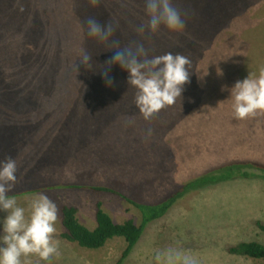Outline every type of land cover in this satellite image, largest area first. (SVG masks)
Here are the masks:
<instances>
[{"label": "rangeland", "instance_id": "374dc122", "mask_svg": "<svg viewBox=\"0 0 264 264\" xmlns=\"http://www.w3.org/2000/svg\"><path fill=\"white\" fill-rule=\"evenodd\" d=\"M181 32L139 33L144 0H0V161L16 160L8 194L30 214L44 193L58 208V254L22 264H118L117 237L90 250L63 238V206L95 228L98 203L117 223L141 224L130 200L155 204L185 182L230 161L264 165V111L243 120L233 113L236 81L264 68V0H173ZM95 18L113 26L100 41L87 34ZM140 43L148 56L171 52L190 60L181 97L145 120L136 89L116 47ZM91 57L85 67L81 52ZM107 72L113 81H104ZM151 129L149 136L148 130ZM112 189L116 193L95 190ZM4 213H0L2 218ZM245 241L264 244V179H234L192 192L148 224L121 264H157V252L178 250L195 264H264L228 253Z\"/></svg>", "mask_w": 264, "mask_h": 264}, {"label": "clouds", "instance_id": "9594fccd", "mask_svg": "<svg viewBox=\"0 0 264 264\" xmlns=\"http://www.w3.org/2000/svg\"><path fill=\"white\" fill-rule=\"evenodd\" d=\"M95 3V0H93ZM147 21L138 26L137 31L157 33L161 27L171 32H181L185 22L180 11L173 5V0H144ZM87 34L100 41L112 36L111 24L101 25L95 18L86 21ZM115 54L106 63L119 65L127 73V83L136 89L134 103L145 120L166 106H171L181 97L184 85L189 82L190 60L180 54L171 52L149 57L143 44L134 47H116ZM85 67L91 57L81 52L79 59ZM106 86L112 87L113 81L104 73ZM233 99V113L238 120H243L258 111H264V68L258 78L251 74L238 80L230 90ZM151 135V129L147 133ZM17 163L8 157L0 161V264H22V257L37 255L47 261L58 254V241L53 238L56 231L58 208L46 194L39 193L29 203L30 214L26 218L25 208L17 205L14 197L8 194L16 182ZM157 264H195L192 257L178 250L167 249L157 252Z\"/></svg>", "mask_w": 264, "mask_h": 264}, {"label": "trees", "instance_id": "16d2710c", "mask_svg": "<svg viewBox=\"0 0 264 264\" xmlns=\"http://www.w3.org/2000/svg\"><path fill=\"white\" fill-rule=\"evenodd\" d=\"M239 178L264 179V165L249 160L230 161L210 168L201 175L185 182L155 204H141L128 199L141 213L140 225H137L132 219L122 223L115 222L104 210L102 203H98L95 213L96 226L90 229L79 221L76 207L63 206L61 209L62 223L66 231L62 236L69 242L77 243L79 246L90 250L100 249L114 238H123L126 247L118 261V264H121L139 242L145 227L166 215L179 200L192 192ZM94 189L116 193L112 189L103 187H95ZM227 251L232 255L264 261V244L257 241L240 242L229 246Z\"/></svg>", "mask_w": 264, "mask_h": 264}]
</instances>
